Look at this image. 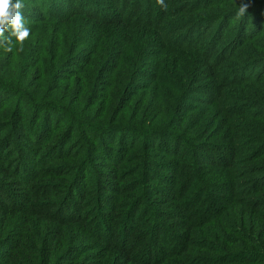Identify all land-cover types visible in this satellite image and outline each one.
<instances>
[{"label": "trees", "instance_id": "obj_1", "mask_svg": "<svg viewBox=\"0 0 264 264\" xmlns=\"http://www.w3.org/2000/svg\"><path fill=\"white\" fill-rule=\"evenodd\" d=\"M44 83L0 81V264H264V0H24Z\"/></svg>", "mask_w": 264, "mask_h": 264}, {"label": "rangeland", "instance_id": "obj_2", "mask_svg": "<svg viewBox=\"0 0 264 264\" xmlns=\"http://www.w3.org/2000/svg\"><path fill=\"white\" fill-rule=\"evenodd\" d=\"M49 42L50 35L43 28H31L22 49L19 45L11 53L0 49V81L21 88L26 94L47 93L52 100L59 102L66 84L57 89L56 80L44 83L41 69L48 64Z\"/></svg>", "mask_w": 264, "mask_h": 264}, {"label": "clouds", "instance_id": "obj_3", "mask_svg": "<svg viewBox=\"0 0 264 264\" xmlns=\"http://www.w3.org/2000/svg\"><path fill=\"white\" fill-rule=\"evenodd\" d=\"M162 7L164 0H157ZM24 0H0V49L11 53L19 45L22 49L24 42L31 34V28L23 15Z\"/></svg>", "mask_w": 264, "mask_h": 264}]
</instances>
